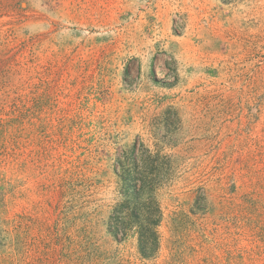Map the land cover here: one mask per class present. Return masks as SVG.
<instances>
[{"label": "rangeland", "instance_id": "374dc122", "mask_svg": "<svg viewBox=\"0 0 264 264\" xmlns=\"http://www.w3.org/2000/svg\"><path fill=\"white\" fill-rule=\"evenodd\" d=\"M0 264H264V0H0Z\"/></svg>", "mask_w": 264, "mask_h": 264}, {"label": "trees", "instance_id": "16d2710c", "mask_svg": "<svg viewBox=\"0 0 264 264\" xmlns=\"http://www.w3.org/2000/svg\"><path fill=\"white\" fill-rule=\"evenodd\" d=\"M144 154L138 158L135 152H130L121 162L125 166L120 175L124 201L115 208V213L123 214L124 219L135 226L139 254L147 258L155 253L158 246L155 229L160 213L154 193L159 187L160 175L157 169L150 168L149 171V158ZM138 161L143 164L140 173L135 168Z\"/></svg>", "mask_w": 264, "mask_h": 264}]
</instances>
